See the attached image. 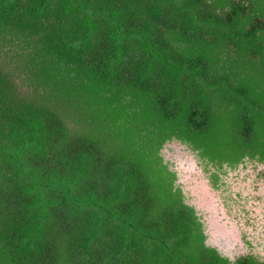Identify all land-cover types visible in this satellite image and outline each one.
<instances>
[{"label": "trees", "instance_id": "trees-1", "mask_svg": "<svg viewBox=\"0 0 264 264\" xmlns=\"http://www.w3.org/2000/svg\"><path fill=\"white\" fill-rule=\"evenodd\" d=\"M199 164L264 177V0H0V264H264Z\"/></svg>", "mask_w": 264, "mask_h": 264}, {"label": "rangeland", "instance_id": "rangeland-1", "mask_svg": "<svg viewBox=\"0 0 264 264\" xmlns=\"http://www.w3.org/2000/svg\"><path fill=\"white\" fill-rule=\"evenodd\" d=\"M164 152L167 160L180 163L178 167L182 166L185 158L195 157L191 150L183 148L177 141L170 142L168 147L164 148ZM184 166L187 165L184 163ZM198 167L202 173L201 180L206 184L197 186L195 183L196 180H200V176L190 177L187 174L190 177L188 183L192 186L193 194L197 195L190 193L189 196L191 202L203 206L209 224L208 241L233 256L235 253L249 250L250 247L246 243L248 239L255 246L253 251L264 255V177L258 176L260 166L255 168L254 165L241 164L237 169H228L227 173L222 174V185L219 189L211 186L208 178L210 172L206 174L204 165L199 164ZM207 185L212 197L206 195L204 187ZM204 206L207 210H204ZM227 223L235 227H231L229 239L224 236L230 235L225 229Z\"/></svg>", "mask_w": 264, "mask_h": 264}]
</instances>
